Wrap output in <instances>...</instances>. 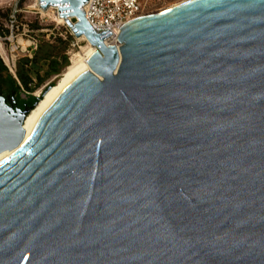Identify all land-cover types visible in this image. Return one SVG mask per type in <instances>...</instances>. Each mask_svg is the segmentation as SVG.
Segmentation results:
<instances>
[{"label": "water", "instance_id": "1", "mask_svg": "<svg viewBox=\"0 0 264 264\" xmlns=\"http://www.w3.org/2000/svg\"><path fill=\"white\" fill-rule=\"evenodd\" d=\"M42 1L97 50L26 135L0 113V264H264V0H185L111 45L88 0Z\"/></svg>", "mask_w": 264, "mask_h": 264}, {"label": "rangeland", "instance_id": "2", "mask_svg": "<svg viewBox=\"0 0 264 264\" xmlns=\"http://www.w3.org/2000/svg\"><path fill=\"white\" fill-rule=\"evenodd\" d=\"M147 6L145 10L146 13H153L157 11L164 10L170 5L175 4L179 0H147ZM8 2L9 0H0V57L2 58L4 64L7 66L10 73L15 74L17 61L22 57H32L35 48V42L38 39H46L49 41H55L54 39L57 37L58 39H62L67 43L66 49H61L57 60L61 63L62 56L67 55L68 60L72 56L83 55L86 49L89 48V44L85 41L80 40V37H76L71 34V29L68 27L65 22L58 21V16H54L51 11L47 12V15L43 16V20L40 19L39 15L34 13H21L20 21L25 25L21 27L19 30H15L13 36H10L9 30L6 28V18L8 16ZM32 0H25L24 5L31 4ZM3 13L5 14L3 16ZM56 17V18H55ZM72 21L75 22V19L70 17ZM34 23L39 24V29L33 28L32 25ZM29 25V26H28ZM50 35V37H48ZM57 44V43H56ZM63 47V46H60ZM84 49V50H83ZM11 63V66L15 64V67L10 68L6 62ZM14 62V63H13ZM65 66H62L60 72L58 74H53L45 78V80L37 85L40 78L46 76L48 71V67L44 64L35 66L31 72V77L33 79V83L31 84V88L33 90L25 91L22 88L15 93V99L17 98L20 102H25L28 104L27 109L25 111H30L31 101L33 98H37V91L42 89V92L47 89V86L51 83H54L51 80L56 75H59ZM12 71H11V70ZM12 73V74H13ZM13 74V75H14ZM15 77V75H14ZM0 113L4 116L9 115L7 111L0 106Z\"/></svg>", "mask_w": 264, "mask_h": 264}, {"label": "built area", "instance_id": "3", "mask_svg": "<svg viewBox=\"0 0 264 264\" xmlns=\"http://www.w3.org/2000/svg\"><path fill=\"white\" fill-rule=\"evenodd\" d=\"M24 1L9 0L8 2L9 13L6 18V28L9 30L10 36H13L15 30H19L25 26L20 21L19 15L21 13H34L39 15L41 20H43V16L47 15L46 13L49 11L54 16H61L59 4H47L46 1L32 0L31 4L23 6ZM147 3V0H88L82 6V11L87 22L96 33L107 35L105 42L116 44L115 41L121 32V26L147 12L145 10ZM73 18L76 22L77 18ZM71 22L75 23L74 21ZM71 34L74 35L72 30ZM34 44L36 48L37 42ZM37 98L40 99V97Z\"/></svg>", "mask_w": 264, "mask_h": 264}, {"label": "trees", "instance_id": "4", "mask_svg": "<svg viewBox=\"0 0 264 264\" xmlns=\"http://www.w3.org/2000/svg\"><path fill=\"white\" fill-rule=\"evenodd\" d=\"M4 15L5 14L3 13V16ZM32 27L39 29V24L34 23ZM54 40L55 41L38 39L37 49L34 51L33 56L22 57L17 61L15 77L9 72L7 66L0 57V89L4 91H19L21 88L25 91L33 90V88H31V84L33 83L31 72L35 66L44 64L48 67L46 76L40 78L37 85H40L46 77L53 74H58L62 66L66 67L69 64L68 56L63 55L61 63L57 60V57L59 56L61 49H66L67 43L60 38L58 39L57 37ZM53 84L54 83H52V85ZM38 101L39 98H33L31 101L30 110L35 107V103Z\"/></svg>", "mask_w": 264, "mask_h": 264}, {"label": "bare ground", "instance_id": "5", "mask_svg": "<svg viewBox=\"0 0 264 264\" xmlns=\"http://www.w3.org/2000/svg\"><path fill=\"white\" fill-rule=\"evenodd\" d=\"M183 1H185V0H179L178 2H176L173 5H170L169 7H172V6H174L178 3H181ZM169 7H167V8H169ZM167 8H165V9H167ZM145 14H148V13H146V12L143 13V15H145ZM57 19L60 22L64 21L66 24L67 19L64 18L63 16H58ZM69 20L72 21V19H69ZM80 40L87 42L89 44V48L86 49V51L84 52L83 55H79V56L74 55L70 58L69 64L64 68V70L59 75H56L55 77H53V79L51 80V82L52 81L54 82L53 85L52 84L48 85L47 89L43 92H42V89H39L37 91L36 94L38 97H40L38 103L35 105V107L32 110L29 111V113L22 120V126H23V129L25 131V135H26L27 131L29 130V128L31 127L34 120L37 118V116L40 114V112L43 110V108L48 104V102L58 93V91L61 88H63L66 84H68L72 79H74L77 75H79L81 72H83L85 69H87L89 67L87 60L97 50V48L92 46L88 42V40L85 38V36H81ZM104 43H105V45H111L110 43L105 42V40H104ZM6 63L10 68H13L12 66H14V65L11 66L10 61L6 62ZM8 151H10V150L0 152V156L3 155L4 153L8 152Z\"/></svg>", "mask_w": 264, "mask_h": 264}, {"label": "flooded vegetation", "instance_id": "6", "mask_svg": "<svg viewBox=\"0 0 264 264\" xmlns=\"http://www.w3.org/2000/svg\"><path fill=\"white\" fill-rule=\"evenodd\" d=\"M17 91H4L0 89V105L5 102L6 108L8 109V114H12L14 118L17 117V114H22L26 109L28 104L25 102H20L15 99V93ZM15 100L16 103H13Z\"/></svg>", "mask_w": 264, "mask_h": 264}]
</instances>
